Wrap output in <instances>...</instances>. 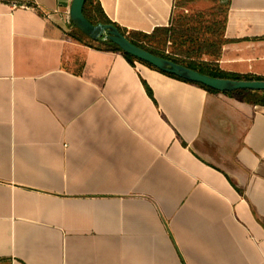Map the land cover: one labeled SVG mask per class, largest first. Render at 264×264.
<instances>
[{
  "label": "crops",
  "instance_id": "crops-1",
  "mask_svg": "<svg viewBox=\"0 0 264 264\" xmlns=\"http://www.w3.org/2000/svg\"><path fill=\"white\" fill-rule=\"evenodd\" d=\"M96 2L151 34L176 0ZM71 3L0 0V264H264V106L72 39Z\"/></svg>",
  "mask_w": 264,
  "mask_h": 264
},
{
  "label": "rangeland",
  "instance_id": "rangeland-1",
  "mask_svg": "<svg viewBox=\"0 0 264 264\" xmlns=\"http://www.w3.org/2000/svg\"><path fill=\"white\" fill-rule=\"evenodd\" d=\"M230 14L231 0H176L174 16L170 26L172 25L173 28L177 29V39L182 34L185 35L184 39L188 42L182 50L190 56L196 57L198 53H202L201 56L199 55V60L204 62L218 59L217 66L219 70L226 73L238 72L240 74L248 72V74L241 75H264V36L243 40L245 43L255 42L253 44L255 46L251 47L249 43L242 44L244 47L238 45V47H242L240 50H236L234 54L228 53L226 57H223L225 46L234 42L230 39L232 36L227 31ZM69 23L71 25V22ZM259 42H262L263 46H259ZM173 44V41H171L164 47H160L166 53H174L178 49ZM218 46L221 48L219 55L215 52ZM207 51L213 53V55H204ZM219 62H222V64ZM229 65L234 68L228 69Z\"/></svg>",
  "mask_w": 264,
  "mask_h": 264
},
{
  "label": "trees",
  "instance_id": "trees-1",
  "mask_svg": "<svg viewBox=\"0 0 264 264\" xmlns=\"http://www.w3.org/2000/svg\"><path fill=\"white\" fill-rule=\"evenodd\" d=\"M84 16L90 21L93 25L104 24V25H113L115 26L132 44L135 46L157 56L164 58L166 60L172 61L178 65H182L186 68H189L193 71H196L200 74H204L210 76L212 78L217 79H227L233 81H264V77L260 76H250V75H240L234 73H226L219 70L217 66V60L211 62H204L199 60L202 53H198V56L192 57L189 54L185 53L182 49L185 48L186 41L184 39L185 35H181L179 39L176 38L177 36V29L173 28V26L165 27V28H156L151 34L139 33V32H127L126 30L121 29L118 25L112 23L104 14L101 6L96 0H87L83 10ZM72 31L69 33V36L91 48H95L97 50H104V51H120L122 52L117 46L112 44L111 42H95L90 38L83 35L80 31H78L73 25ZM182 38V40H181ZM180 40V43H179ZM173 41V45L177 46V49L174 53H166L165 50L160 46H165L168 42ZM178 43V44H177ZM221 48L218 46L215 50L216 54L219 55ZM123 53V52H122ZM127 61L133 65L134 62H141L132 56L123 53ZM200 55V56H199ZM204 55L212 56L213 53H209L207 51ZM145 65L159 71L158 69L152 67L144 63ZM165 75H168L164 72L159 71ZM172 78L184 81L179 79L173 75H168ZM187 82V81H184ZM191 83V82H189ZM193 84V83H192ZM200 86L201 88L213 92L218 93L217 91L207 88L203 85L195 84ZM240 94H245L248 98V102L254 106H264V91H241L238 92Z\"/></svg>",
  "mask_w": 264,
  "mask_h": 264
},
{
  "label": "water",
  "instance_id": "water-1",
  "mask_svg": "<svg viewBox=\"0 0 264 264\" xmlns=\"http://www.w3.org/2000/svg\"><path fill=\"white\" fill-rule=\"evenodd\" d=\"M87 0H72L69 9L71 24L83 35L95 42H111L123 53L144 62L152 67L194 84L203 85L220 93H236L241 91H264V81H233L217 79L200 74L172 61L157 57L132 44L115 26L93 25L84 16L83 10Z\"/></svg>",
  "mask_w": 264,
  "mask_h": 264
},
{
  "label": "built area",
  "instance_id": "built-area-1",
  "mask_svg": "<svg viewBox=\"0 0 264 264\" xmlns=\"http://www.w3.org/2000/svg\"><path fill=\"white\" fill-rule=\"evenodd\" d=\"M67 19H68V21L70 22V19H69V13L67 14Z\"/></svg>",
  "mask_w": 264,
  "mask_h": 264
}]
</instances>
